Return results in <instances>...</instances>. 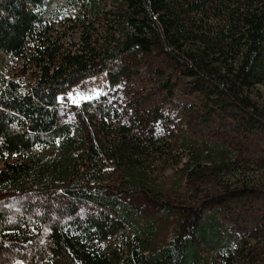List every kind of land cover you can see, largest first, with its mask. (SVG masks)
<instances>
[{
	"label": "trees",
	"instance_id": "16d2710c",
	"mask_svg": "<svg viewBox=\"0 0 264 264\" xmlns=\"http://www.w3.org/2000/svg\"><path fill=\"white\" fill-rule=\"evenodd\" d=\"M100 74L139 98L62 120L57 97ZM259 88L264 0H0V264H264V235L234 226L252 188L222 183L246 169L172 133L186 125L167 108L263 133ZM167 169L205 196L172 203Z\"/></svg>",
	"mask_w": 264,
	"mask_h": 264
},
{
	"label": "rangeland",
	"instance_id": "374dc122",
	"mask_svg": "<svg viewBox=\"0 0 264 264\" xmlns=\"http://www.w3.org/2000/svg\"><path fill=\"white\" fill-rule=\"evenodd\" d=\"M66 23V25H65ZM63 23L64 26L60 27L59 29L64 31L66 27L70 26L69 22ZM70 40L78 39L77 33L66 34ZM159 64V63H158ZM159 67H161L159 65ZM151 68V67H150ZM149 68V69H150ZM169 69H166L168 71ZM169 72V71H168ZM150 70L144 68L143 74L147 77L150 75ZM138 78L141 79L140 83L145 85L148 88L147 83L145 82L143 76ZM153 78V77H151ZM259 94L257 96V100L260 104L264 106V90L259 88ZM129 92V90H126ZM131 94L128 96L122 95V92L119 91L117 87H111L108 85V79L106 74H100L98 76H92L87 78L85 81H81L79 83L74 84V87L70 88L66 93L62 94L61 96L57 97L59 104H60V116L62 120L66 121H75L76 113L74 110L80 107L83 102H88L95 98H99L100 96H106L110 99H122L126 101L131 97L134 101L139 98L140 89L130 91ZM184 100L180 97L179 101ZM155 101L159 102V98L156 96ZM181 102L175 107L168 106L171 110V115L176 117L175 119L178 122V119H182L180 121L184 123L186 126L184 128L178 127L172 133L178 134L179 131L184 130L190 137H200L205 138L208 143H220L226 147V149L231 153V155L235 158V161H238L239 167L246 169L247 174L240 178L239 181L236 179L225 178L222 180L223 185H225L230 191L235 188L244 187V185L249 186L252 188V194L246 198V203L242 209L235 210L234 214H237L239 221L236 225V228H239L240 232L245 234V238L247 237L250 244L256 242H262L263 235L260 231L261 222H264V132H255V133H240L235 126H233L230 122L223 120H217V118L209 117L210 122H200L199 120L196 121L192 119V116H187L185 111L182 110L180 107ZM199 115V113L197 114ZM200 116V115H199ZM194 117V116H193ZM205 119V117H203ZM177 136V135H176ZM3 165L2 161L0 162V171L2 170ZM173 169H167L166 171H160V176L163 178L164 186H165V193L166 195H170L175 200L174 203L177 206L181 205H188L185 203L184 200H190L192 202L195 198V189H197L200 197L203 194L202 190L204 189L203 186L198 185L193 188L192 190L189 187H185L184 183L181 189H177L176 185L179 182L180 173H176ZM202 189V190H201ZM204 195V194H203ZM205 196V195H204ZM197 196V198H200ZM203 198V197H202ZM184 199V200H183ZM232 206H235L234 204ZM231 206V207H232ZM233 208V207H232ZM253 217H256L258 220V224H253ZM231 224H235L233 221ZM264 233V227L262 229ZM107 243L105 244V246ZM112 244L110 245V247Z\"/></svg>",
	"mask_w": 264,
	"mask_h": 264
}]
</instances>
